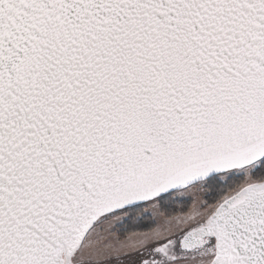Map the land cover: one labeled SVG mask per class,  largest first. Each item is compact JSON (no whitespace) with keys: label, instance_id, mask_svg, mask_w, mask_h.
<instances>
[{"label":"snow or ice","instance_id":"1","mask_svg":"<svg viewBox=\"0 0 264 264\" xmlns=\"http://www.w3.org/2000/svg\"><path fill=\"white\" fill-rule=\"evenodd\" d=\"M0 264H264V0H0Z\"/></svg>","mask_w":264,"mask_h":264}]
</instances>
